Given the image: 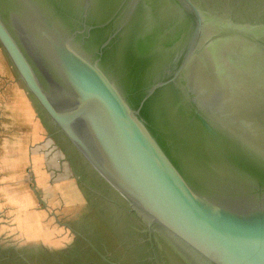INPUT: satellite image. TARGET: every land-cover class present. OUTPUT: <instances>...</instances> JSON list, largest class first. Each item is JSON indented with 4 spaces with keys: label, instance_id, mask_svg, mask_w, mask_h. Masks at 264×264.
Segmentation results:
<instances>
[{
    "label": "water",
    "instance_id": "1",
    "mask_svg": "<svg viewBox=\"0 0 264 264\" xmlns=\"http://www.w3.org/2000/svg\"><path fill=\"white\" fill-rule=\"evenodd\" d=\"M258 28L194 0H0V50L49 137L186 264H264V96L216 80L209 51L264 56Z\"/></svg>",
    "mask_w": 264,
    "mask_h": 264
},
{
    "label": "rangeland",
    "instance_id": "2",
    "mask_svg": "<svg viewBox=\"0 0 264 264\" xmlns=\"http://www.w3.org/2000/svg\"><path fill=\"white\" fill-rule=\"evenodd\" d=\"M194 1L220 17L264 6V0ZM37 145L31 147L42 158L36 169L2 161L0 153V177L14 180L0 194V210L7 208L0 214V264H186L155 234L152 249L145 227L60 139L48 149ZM61 166L68 168L64 177L56 175Z\"/></svg>",
    "mask_w": 264,
    "mask_h": 264
},
{
    "label": "crops",
    "instance_id": "3",
    "mask_svg": "<svg viewBox=\"0 0 264 264\" xmlns=\"http://www.w3.org/2000/svg\"><path fill=\"white\" fill-rule=\"evenodd\" d=\"M49 134L47 125L16 81L0 50V153L3 155V159L5 158L2 161L11 160L14 162L15 159H18V164L32 163L36 169V165L42 158H40V154L37 155L33 151L34 149L31 150V147H38L37 144L42 147L44 144L48 149L49 142L55 140L49 137ZM56 172L57 176L64 177L65 173H68V168L61 166V169ZM0 179L6 180L0 184L2 186L0 194H4L11 178L0 177ZM3 211H7V208H2L0 214Z\"/></svg>",
    "mask_w": 264,
    "mask_h": 264
},
{
    "label": "flooded vegetation",
    "instance_id": "4",
    "mask_svg": "<svg viewBox=\"0 0 264 264\" xmlns=\"http://www.w3.org/2000/svg\"><path fill=\"white\" fill-rule=\"evenodd\" d=\"M254 9H257L254 7ZM257 13H234L225 14L223 18L231 19L232 23L237 26H256L258 29L255 31V37L259 42L264 43V6H262ZM219 16H222L220 14ZM258 18V19H255ZM258 34V35H257ZM236 42V40H235ZM240 41H237V43ZM239 45L231 46L224 40H218L212 42V48L210 51V57L213 62V69L215 73L218 70V81L228 82L230 88H233L234 80L238 79L243 85L236 86L239 90L251 92L257 91L256 95L264 96V56L260 55V46L251 42V40L244 38ZM261 44V43H259ZM254 49V50H253ZM240 71L245 72L248 77H243L242 74L240 78L233 76L234 74H239ZM233 74V75H232ZM249 81V82H248ZM250 93H246V95ZM225 106L232 108V102H228ZM153 236L151 239V246L154 248ZM156 242V241H155ZM157 243V242H156Z\"/></svg>",
    "mask_w": 264,
    "mask_h": 264
}]
</instances>
